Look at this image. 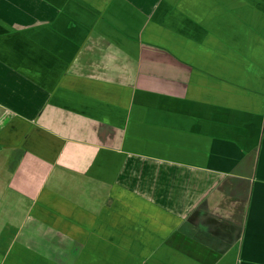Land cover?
<instances>
[{
    "label": "crops",
    "instance_id": "0c3cea01",
    "mask_svg": "<svg viewBox=\"0 0 264 264\" xmlns=\"http://www.w3.org/2000/svg\"><path fill=\"white\" fill-rule=\"evenodd\" d=\"M261 189L264 0H0V264H264Z\"/></svg>",
    "mask_w": 264,
    "mask_h": 264
},
{
    "label": "rangeland",
    "instance_id": "374dc122",
    "mask_svg": "<svg viewBox=\"0 0 264 264\" xmlns=\"http://www.w3.org/2000/svg\"><path fill=\"white\" fill-rule=\"evenodd\" d=\"M258 205H260L258 208H256L254 206L255 209H258V211L256 212V216L255 217H258V218H264V189H261V192L258 194ZM256 201V198L254 200V203ZM254 205H257V204H254Z\"/></svg>",
    "mask_w": 264,
    "mask_h": 264
}]
</instances>
